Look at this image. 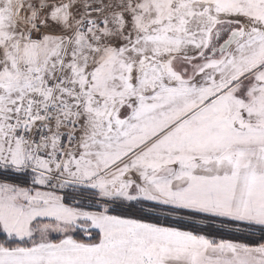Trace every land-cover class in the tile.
<instances>
[{"label":"snow or ice","instance_id":"obj_1","mask_svg":"<svg viewBox=\"0 0 264 264\" xmlns=\"http://www.w3.org/2000/svg\"><path fill=\"white\" fill-rule=\"evenodd\" d=\"M0 264H264V0H0Z\"/></svg>","mask_w":264,"mask_h":264}]
</instances>
